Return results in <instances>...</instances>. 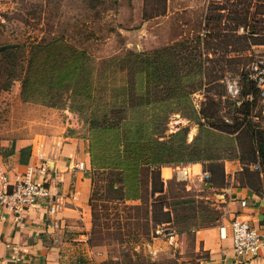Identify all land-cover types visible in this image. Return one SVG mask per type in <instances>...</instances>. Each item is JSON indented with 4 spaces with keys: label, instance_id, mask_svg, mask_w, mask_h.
Returning a JSON list of instances; mask_svg holds the SVG:
<instances>
[{
    "label": "rangeland",
    "instance_id": "rangeland-1",
    "mask_svg": "<svg viewBox=\"0 0 264 264\" xmlns=\"http://www.w3.org/2000/svg\"><path fill=\"white\" fill-rule=\"evenodd\" d=\"M211 2L246 6L263 40L246 23L241 58H229V46L216 51L210 31L229 27L206 29ZM142 6L0 0V45H14L13 55L0 52V165L20 142L48 156L73 143L86 157L90 240L106 249L105 264H197V231L237 216V192L264 199V95L249 76L254 64L264 71V0H167L164 14L146 19ZM154 73L182 79L161 84ZM246 100L248 111H236ZM238 116V131L221 129ZM192 163L197 174L177 173ZM159 179L163 191L153 193Z\"/></svg>",
    "mask_w": 264,
    "mask_h": 264
},
{
    "label": "crops",
    "instance_id": "crops-1",
    "mask_svg": "<svg viewBox=\"0 0 264 264\" xmlns=\"http://www.w3.org/2000/svg\"><path fill=\"white\" fill-rule=\"evenodd\" d=\"M74 147L68 142L48 156L40 147L35 151L28 142H20L15 145L8 161L1 163L0 184L5 181L12 183L18 178L37 175V155L43 151L52 167L49 181L51 189L57 193L58 206L55 213H49L45 204L31 206L19 223H15L9 215L3 216L0 210V264H8L7 243L25 251L21 264H105L108 260L106 249L90 240L94 225L90 204L91 180L86 174V157ZM195 164L192 163L188 169L178 166L176 171L184 178L197 174L199 167L194 168ZM164 169H167L168 175H164ZM180 169L186 170L187 175L183 176ZM170 175V167L162 166V178L165 180ZM237 193L241 197L237 216L249 219L253 225L264 229V199L250 191ZM232 214L230 211L217 226L197 231L196 238L200 244L197 248L201 252L197 264H217L221 261L239 264L231 248L228 218ZM242 264H264V254Z\"/></svg>",
    "mask_w": 264,
    "mask_h": 264
},
{
    "label": "built area",
    "instance_id": "built-area-1",
    "mask_svg": "<svg viewBox=\"0 0 264 264\" xmlns=\"http://www.w3.org/2000/svg\"><path fill=\"white\" fill-rule=\"evenodd\" d=\"M249 76L256 87L261 89L260 93L264 95V71H261L258 65L254 64ZM234 92L237 90L234 89ZM37 156L36 176H26L18 178L12 183L5 181L0 184V210L3 216L9 215L15 223H19L31 206L45 204L49 213H55L57 210V193L51 189L49 181L52 167L43 151H39ZM257 167L258 164L256 163L250 164L251 169ZM180 171L183 176L187 175L186 170L180 169ZM208 175L207 172H204L205 177ZM229 225L231 228V248L237 263L242 264L253 257L264 254V229L253 225L249 219L239 216L233 217ZM6 245L9 247L7 263L21 264L25 257V251H21L11 243ZM217 264L226 263L221 261Z\"/></svg>",
    "mask_w": 264,
    "mask_h": 264
},
{
    "label": "trees",
    "instance_id": "trees-1",
    "mask_svg": "<svg viewBox=\"0 0 264 264\" xmlns=\"http://www.w3.org/2000/svg\"><path fill=\"white\" fill-rule=\"evenodd\" d=\"M166 1L167 0H143V6H142L143 19L164 14L166 11ZM238 4L239 3H232L230 4L232 5V7H228L227 5L223 3L211 2L207 7V14L204 17V24H205L206 29H210L211 27L217 28V26H220V24L226 25L229 27V31H227L229 33L218 32L217 30L216 31L212 30V32L210 31V35L211 34L216 35V37L218 38L215 42L216 51H218L219 47L222 48L225 46H229L227 50L228 52H230L229 58L231 59L241 58L246 48L244 47V43L241 42L242 41L241 39L244 38L245 35L237 33L239 26H243V28H245L246 23H247L248 27L250 28L251 38L257 39V40H263V38L255 37V35H253V33L256 32V25L248 21V15L246 13V6H242ZM207 26H211V27H207ZM254 43H263V42L258 41ZM13 47H14L13 44L12 45L11 44L10 45L1 44L0 52H2V54H8L7 56L13 55V52H14ZM158 74L159 75H156L154 73V77L156 81L159 80L160 78H163L162 79L163 81L161 82V84H164L167 82L178 84L181 82V79H182L176 73L174 75H170L169 77L164 76L162 73H158ZM253 84L256 87L254 82ZM249 104H250L249 100L242 101L240 105L237 106L236 111L238 110V112L246 113L248 111ZM240 109H242V111H239ZM200 113L204 118L206 117L207 120H210L211 118H214L215 111L214 109L202 108L200 110ZM234 120L236 122H234V124L232 125L231 124L229 125L225 121H222L223 126L221 129L225 131L230 130V129H232L231 131H234V132L238 131V129L243 124L244 119L243 117L238 116V117H234ZM101 124L111 126V125H114V121L108 122V123L103 122ZM211 124H213V126H217L214 124V122H211ZM258 144H257L258 147L256 148V151H258L259 154H262L264 156V147H262L264 146V141L262 143L258 142ZM253 157H256L255 153L253 154ZM214 164L216 166H221L220 163H214ZM214 167H215L214 165H211V167L209 168L212 173V181L215 180L216 178V172L214 170ZM162 191H163V183L161 179H159L158 184H155V182L152 183L153 193H156V192L161 193ZM153 205H156V202H153Z\"/></svg>",
    "mask_w": 264,
    "mask_h": 264
},
{
    "label": "bare ground",
    "instance_id": "bare-ground-1",
    "mask_svg": "<svg viewBox=\"0 0 264 264\" xmlns=\"http://www.w3.org/2000/svg\"><path fill=\"white\" fill-rule=\"evenodd\" d=\"M194 168H198V164H197V163L194 165ZM192 172H193V171H192ZM164 175H168V171H167V169H164Z\"/></svg>",
    "mask_w": 264,
    "mask_h": 264
}]
</instances>
